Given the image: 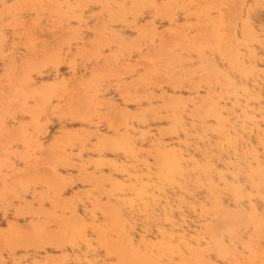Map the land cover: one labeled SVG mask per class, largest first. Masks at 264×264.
Here are the masks:
<instances>
[{"label":"rangeland","instance_id":"1","mask_svg":"<svg viewBox=\"0 0 264 264\" xmlns=\"http://www.w3.org/2000/svg\"><path fill=\"white\" fill-rule=\"evenodd\" d=\"M114 1L0 0L3 264H264V0Z\"/></svg>","mask_w":264,"mask_h":264},{"label":"bare ground","instance_id":"2","mask_svg":"<svg viewBox=\"0 0 264 264\" xmlns=\"http://www.w3.org/2000/svg\"><path fill=\"white\" fill-rule=\"evenodd\" d=\"M233 2H234L235 5H237L236 4V0H233L230 3L229 8H228V12L226 14V16H228V17H231V15H233L232 11L235 14H238V12H239V9H238L239 7H237V6L232 7ZM114 3H115L114 0H102L101 5L105 9L108 10V8L113 7ZM216 4H217L216 2H210V1H205V0H197L195 5H196L197 8L198 7L201 8L202 6L216 5ZM119 7L122 9V12L118 11ZM108 11L110 12V15H109V18H108V21H110V22H111V20L112 21H116L118 19H126L127 20L126 23H129L130 17L136 16V12L128 4H122L121 6L113 7V9H111V11L110 10H108ZM165 11L170 13L168 8H166ZM164 17L169 18L167 15H165V13H164ZM101 18H103V17H98V19H97L98 23L102 22ZM151 24H154V23H151ZM244 28L246 29V31L249 32L250 35H252L251 32H250V28L247 25H245ZM127 44L136 45V41H133V40L127 41ZM113 59H115L114 55L110 57V60H113ZM238 66H239V68L243 67V65H241L239 63H238ZM243 69H245V67H243ZM225 78H227L226 80L231 85L233 84V81H230L228 77H225ZM169 166L166 169H163L166 173L168 171ZM172 166H173L174 171H177V169L179 168L175 164H172ZM261 173L264 174V172H261ZM67 206L71 207L72 203L69 202L67 204ZM38 220L31 219L28 223H26L23 226L20 224V222L18 220H15V221L11 222V224L9 225L8 229L6 227V229H5L6 231L5 230L4 231L0 230V264H3V247H4L3 246V239H4L3 235L5 237H6L7 234H10L11 237L16 236V233L14 232V228L17 229V233L18 234H21L24 231H32L31 234L27 237V239L24 242L18 244V245H22L23 248H25V249H28V248H30L32 246H38L37 244L40 243L42 235H44L45 238H48L52 234V231H51L52 220H46V221H44L45 223H40L39 222L40 220L39 221ZM70 220H72V219H70ZM66 221H67V219H63L62 223H65ZM72 222L74 223L75 220L72 221ZM80 225H81V228L84 227V225H85V222L82 219H80ZM11 226H13L14 228L11 227ZM20 226H22L21 229H20ZM13 262H14V264H24V262L22 260H20V259H14Z\"/></svg>","mask_w":264,"mask_h":264},{"label":"crops","instance_id":"3","mask_svg":"<svg viewBox=\"0 0 264 264\" xmlns=\"http://www.w3.org/2000/svg\"><path fill=\"white\" fill-rule=\"evenodd\" d=\"M0 230H3V227L0 226Z\"/></svg>","mask_w":264,"mask_h":264}]
</instances>
